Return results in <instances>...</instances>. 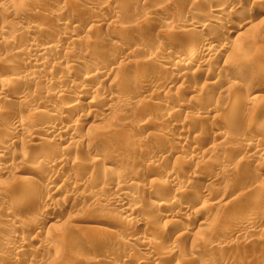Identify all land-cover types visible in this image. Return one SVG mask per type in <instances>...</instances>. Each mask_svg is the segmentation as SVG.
Instances as JSON below:
<instances>
[{
	"label": "rangeland",
	"instance_id": "rangeland-1",
	"mask_svg": "<svg viewBox=\"0 0 264 264\" xmlns=\"http://www.w3.org/2000/svg\"><path fill=\"white\" fill-rule=\"evenodd\" d=\"M167 1L168 0H33L31 3L33 2L35 3V5L33 4L34 8L31 7L32 8L31 10L26 9L27 11L24 10L22 12L17 11L16 15L18 14L17 16L22 17V20H21L22 22H29V23L31 22V24L34 26L36 25V27L39 25L38 26L39 31L36 34V39L38 41L37 43L40 42V44H42V42L45 40L44 42L53 43L55 45H58L56 49L57 51L55 52L54 56L58 58V60H61L63 58L62 60H65L70 63L65 65L67 67H64V65H60L61 68L60 66H55V65L46 67V70H47V71L45 70L46 74L50 79H52L50 84L43 83V81H36L29 85V82L22 81L21 83L19 82L17 86L13 87L14 89L16 88V90H14L13 88H10V91H11L10 92L9 89H7L5 91V94L6 96H12V94H15V92L17 93L21 89L23 90V91L21 90L22 93L27 94V92L29 91V88L27 87L28 89H25L26 87H24L23 85L28 84V86L30 87V91H29L30 93L28 92V95L31 93L33 94V95H29V96H32V99L29 98L30 103L39 101V104L43 103V106L46 104H52L54 107L63 108L65 106H70L68 104L71 101L70 96L56 100L55 98H51L50 96L49 97L44 96L45 92H49V93L53 92L55 89H57L58 85L59 87H62L65 89L68 87L70 88L71 91L75 92V90L78 89V87L81 84V81H82L81 78L89 70L102 66L100 65L102 62L103 64H107L109 67H112L113 69L111 72L110 82H112L111 84L113 85H110V86H115L116 89L115 88L113 89L115 90L114 95L118 96V100L117 102L115 101L116 106L114 105V103H112L113 104L111 106L112 110L110 112H107L108 117L104 116L103 119H101L102 116H100V114H102L103 113L102 110L105 109V106L103 107L105 103H103L104 99H101L102 96L97 95L98 99L100 100H96L95 102L96 103L95 108L93 109L95 113L90 112L89 110L86 109V107L82 105V107H79L77 111H75L76 112L75 116L68 117V116L62 115L61 116L62 118L60 117V122L68 126L70 123L73 124L74 122H76L75 120H78L80 118L78 120L79 123H78V130H77L78 132L77 135L80 134L79 135L80 137L78 136L79 137L78 141L88 142L89 140H91L89 141L88 144L92 145L91 147L93 148V150L98 151V150L103 149V147L109 148L110 146L116 149L117 151L121 149L119 152H117L118 154L114 152L113 153L109 152L108 154L107 153L104 154L102 157L95 158L97 161L93 159V163L95 167L97 168L98 166H100L101 164L105 162L106 163L111 162L114 166L116 165L115 167L118 170L120 169V171H123L122 169H124V172L137 175L136 177L132 175V178H134L135 183L133 181L134 187H129L128 189L129 192L136 194L137 189L140 190L141 188H147L149 186L148 190L150 191L151 201L152 203H155L161 200L159 198H161L163 195L168 194V193L176 195V189L180 187V189L183 190L184 188V191H182V194L184 193V195L181 194L179 198L181 201V204L178 208L176 206L177 209L174 208V211L176 209V210H179V212H182L180 210V207L183 206V208L185 209V211H183L185 221L180 220V222L178 221L179 223H177L176 218L175 220L174 218H168L167 221L165 222L166 225L163 223L164 227L158 228V226L155 225L156 220L154 219L156 218L150 217L149 219L145 221L146 223L143 224L144 226L142 225V227L140 226V228L136 226L134 227L130 226L131 228H133V229H131L130 227L128 228L130 232H127L128 230L121 231V227H120L122 225L121 214L115 211L112 206L107 205L105 203V202H108V200L112 198L111 197L112 193H110V191L107 192V190H105L103 187L107 185L108 181L106 183V180L101 178L103 179V182H104L103 183L100 177H98V173H94L95 172L94 170H96V168L95 169L93 168L94 170L92 172V170L88 167L91 164L89 161L91 157L89 155H86L85 153L74 152L73 151L74 143L64 142L65 144L61 143L60 145L57 142L51 141L52 139H49V138H47V141L45 140L46 142L44 141V143L42 144L38 143L37 147L34 148V146H32L31 148L30 143H28L29 139L28 138L26 139V136H29L31 133H33V132L30 133L29 131L30 126L34 127V126L40 125L45 122V119H44L45 116L43 114L45 113L44 109L39 110L40 114H37V113L35 114L34 112L31 113V111L28 110L24 106H18L16 104L14 105L12 101H3L0 103V112H1L0 113V117H1L0 118V132L3 130V128L5 127L7 123L11 122L12 117L13 118L23 117V119L26 118V121L28 119L27 125H24L25 127L22 129L23 133L20 136L21 140L23 141H21L20 144H17L13 149L9 151L10 153L9 155L13 156V157L11 156L10 157L11 158L15 157L14 158L15 160L17 156L16 153L18 152V150L23 153L24 148H25V152L27 151V153L24 152L25 158L22 157V161L15 160V162L20 161L21 163L22 162L23 163L20 164V162H18L16 163V165H14L10 163L11 159H9V161H5V164L7 165V167H10V168H6V170L9 169L8 170L9 172L8 171L4 172V170L2 172L0 171V193L3 194L0 199V228H1L0 245L2 241L5 239H11L12 241L14 242L17 241L18 243H21V241L23 242L22 248H20L21 250L18 249L19 251L17 250L15 251V252H18L20 256L19 254H17V257H14L16 256L15 252L13 253L11 252L12 254L10 256L8 255L9 256L8 260H10L11 259L10 257L12 256L11 260H13V257H14V261L10 260L9 262L8 260H5L6 262L8 261L7 263L3 261L6 264H12V263L13 264H27V262H29V259L30 261H36V260L41 261V262L44 261L43 264H46V263L47 264H138V263L139 264H150V263L152 264H202L201 261L204 263V259L206 258L211 261L209 262L211 264H264V221L259 222V223H257L256 221L257 214H258L257 217H259V219L261 216L260 214L264 216V213L262 212L264 211V207H263L264 203L259 202V205L258 203L255 204V206H253L254 209L252 208L251 210V208L248 205V201L246 203V199L242 198L245 196L243 194H246L245 192L247 191V188L250 185H253L258 180H260L259 179L260 176H264V165H263L264 158H262L263 161H261L262 159L260 160V158L253 159L252 161L251 160L247 161V159L243 160L245 156L240 154V152L234 151L231 148L234 145L233 143L237 144L240 142V139H241L240 137L247 136L243 131L244 126H241V125H245L246 122H239L240 121L238 120L239 113H242L243 115L245 111L247 112V110L250 109L249 113L251 112L250 113L251 115L252 110L255 108H258L259 112L257 115L252 117L254 121L252 123L251 130L253 132V130L255 129L256 137L254 138L259 137L258 139L261 140L260 142L261 145L262 144L264 145V136L263 135L260 136V134H258V133H262V130L264 129L263 127L264 125V104L260 105V103H258V100H259L258 99L256 101L257 103L255 102V104L254 103L249 104L250 106L246 105L242 108V106L239 104L235 106L233 110H226V108L224 107L225 102H228V99L229 101H231L234 98L233 96L234 94H236L237 88L238 89L240 88V85L238 87L237 80H235L237 88L233 84L224 85L223 83H218L217 81V77H219L218 70L221 68V67L219 68V66L222 65L223 60L217 63L212 62L211 67L203 68V71L199 74L198 73H196V75L195 73H193V75L191 74L189 76V80L188 78L183 80L184 83H182L183 82L182 80L175 81L172 77V74L166 68L159 67V66L157 68H154L152 67L153 66L152 64L148 63V61L146 60L147 54L149 52L151 53L153 51L152 49L158 46V44L159 45L162 44L163 47L165 46L164 48L167 54H165L164 57L166 59L169 57L170 54L179 53V52L181 53V50L182 48H184L185 42L188 38L187 35H189L188 41L190 39V41H193V43L194 42L196 43V41L198 42V38L195 39L194 38L195 36H193L192 34L181 36L178 30L179 27L181 26L179 22H176L174 24H170V22L172 23L173 21L177 19L179 15L181 14L184 15L187 12H189V10L190 11L192 10L193 13L196 14L197 16V20H198L197 22L200 21L199 24L203 23L204 19L202 18L203 16L202 9L201 7L199 8V6L202 4V3L200 4V1L202 0H199V3L196 2L195 5L190 0H180V1L176 0L174 6H176L175 13L177 14L173 13V11L170 9V7L172 6L168 5V3L170 4V1H168V3ZM203 1H208V0H203ZM238 1L239 0H231V2L233 3L238 2ZM53 5L54 6L57 5L56 7L59 6L58 8L60 11L54 13L53 10L55 9L53 8L54 7ZM35 10L37 12H35ZM153 11H154V14H151ZM238 11H236V17L232 19L231 23L224 24V26L226 27H224L223 30L220 31V36L222 38L226 37L227 30L234 31L237 34L239 33L241 34L242 32L244 34L246 33L247 34L246 38H248L251 34L252 35L255 34V36L257 35V39H259L257 43L258 46H262L264 48V14L259 16L253 11H251V9H244V8H241V10L239 12ZM7 14L9 13L0 12V28L7 27L10 29L13 28V30L15 28L17 29V27L19 26L16 24L18 23L20 25V23L17 20H13V19L11 20V18ZM113 16H115V19L118 21V24H117L118 27H113V26H110L109 24L110 18ZM146 17H153V18L147 20ZM57 24H63V26H61L62 29L59 26L57 27L56 26ZM74 26L77 28H75ZM78 26L80 28H78ZM120 26H123L125 28L120 27ZM196 26H198V24H195L194 27ZM169 27L171 29H169ZM71 30L75 31V32L72 31L73 34L71 33L73 37L71 36L69 39L63 37V39H61L62 36L59 33H62L65 31L71 32ZM111 35H113L115 38L113 40L114 42L109 41V37ZM22 39H20L19 41H16L15 39L14 44L12 43L13 41H11L10 42L11 44L3 43L4 45L2 44L0 46V67H1L0 71L2 69L6 70V66H7L6 71L9 70V73L4 70L1 71L4 77V78L2 77L3 78L2 80H4V82H6L5 81L6 79L8 81V79L16 77L18 75V72H20L19 70H22L21 65L18 66V64L15 62L9 63L6 61L7 56H9L12 49L16 47L15 45L22 46V44H24L23 47L29 46L30 43H28L27 39L25 37H23ZM238 42L239 41L237 40L235 43L238 46L234 45L233 41L228 43L227 46L229 47V51L230 52L232 51L231 53H234V51L238 50L237 48L241 46L243 43L245 44H243L242 46H244L245 48H249L248 45L251 47V44H248V41L246 43L241 40L240 42L242 44L239 42L241 45H239ZM232 47H234V49ZM240 49L241 47H239V51L242 52V50ZM219 50H221V48H219ZM88 51L90 52V54L96 53L94 54L95 57H97L98 55L97 57L99 58L98 60L99 61L101 60V63L98 64L100 66L92 65L90 67H83L75 63L78 61L79 58H83L86 54H88ZM237 52L238 51L234 53V56L240 57L241 52L239 53V55H236L238 54ZM195 56H197V54ZM123 57H127L128 60L125 61L126 58H123ZM235 57L232 56L228 60H232V58L234 59ZM113 58L115 60H113ZM197 59H200V56H197ZM119 60L120 62L121 61H124V63L126 62L125 63L126 65L124 66L125 68L119 64L120 63ZM69 64L73 66V68ZM146 65L148 66L146 67ZM124 69L126 70V72H124L125 71ZM68 72H69V75L67 74ZM123 72L124 74L127 73V75H131V77L132 76L135 77L139 74L138 77H136L135 79L133 78V80H137V81L134 82L132 80L133 83L132 81L131 83L130 81L129 82L123 81L122 80ZM140 72L142 76L139 78V76L141 75ZM226 72H227V75H230L228 70H225V73ZM155 73L158 77L155 75V78H150L151 81L149 78L147 80V76H154ZM62 74L64 75V78ZM65 75H67L68 78L65 77ZM206 75H207V78L205 77ZM143 76L145 79L142 78ZM17 78L18 76L16 77V79ZM138 79L140 81H138ZM154 83H156L157 86H160L163 93H166L167 99H163L162 98L163 95L161 96L160 94L159 95L156 94L152 98L142 97L144 89L146 90L147 87L156 85ZM214 83L215 85L212 86V84ZM96 84L97 82L91 85H96ZM208 84H210L212 88L209 87ZM185 85L186 87H184ZM191 89L193 91H191ZM223 89L224 91L222 92ZM24 90H26L27 92ZM210 90H212L213 92ZM139 92L141 93L139 94ZM206 92H208V94ZM257 94L258 96L263 97L260 99H262L261 102H264L263 101L264 93L257 91ZM199 95L201 96V98ZM90 97L92 98V95H89V98L86 99L85 101L91 100ZM189 99H191L192 101ZM178 105L179 107L177 108L176 106ZM113 106L115 107L113 108ZM206 107L208 109H211V108L212 109L202 114L201 116H199L200 118L199 121L194 119L195 116L191 117L195 115V113H200L201 112L200 110ZM133 108H135L136 110ZM173 108L178 111L173 112ZM244 109H247V110L244 111ZM96 114H99V116ZM237 115L238 117H236ZM7 118L10 121H8ZM161 119L163 120L164 124L158 123L160 122ZM166 119L167 120L169 119V120L167 121ZM202 123L204 124V126L205 125L207 126V127L205 126L206 131L204 130V127L200 125ZM140 124H141V127L139 126ZM158 124L160 126L164 125L163 128L162 126L161 127L157 126ZM155 125L159 127L158 129H163L171 133L170 135L174 134L175 132L177 133L178 132L177 130H179L181 126H184V128H186L185 130H183L184 136L186 137L185 145H183L182 148L181 146L174 147L173 145H172L173 147L172 146L170 147L171 144L167 140L161 141V139H159L158 141L156 139L155 140L152 139L151 134L155 132L154 131L155 129L157 130V127ZM138 126L140 128H137ZM33 129L35 130V127ZM256 129L259 130L260 132L257 133ZM26 131H28L29 134H27ZM220 132L230 133V134L228 133V135H229V140L232 143L229 140H228L229 141L228 143H230L229 145L231 147L229 146L230 148L228 147V149L225 148L226 150L220 149L219 151H217V153H213L212 155H209L208 158L210 159H207V158L203 159L202 157L205 155L204 152L208 148H211L220 142L215 135L216 133H220ZM236 140H238L239 142ZM142 141H144L147 144V146L149 147V150L146 149L147 146L146 147L141 146V144H143ZM137 143L139 144V146ZM168 143L170 145H167ZM166 146L167 147L169 146V147L166 148ZM134 147L136 148L137 151L138 150L140 151V152L138 151L139 154L136 150H134L135 149ZM138 147L140 148L137 149ZM192 147H197L196 149L199 152L196 156L197 158L196 157H195L196 159L194 158L195 160L194 159L191 160L192 158L190 159L189 158L190 156H188L189 155L188 153L191 152ZM131 148L132 150L129 151V149ZM141 148L143 150H141ZM174 148H177V149H174ZM151 149H153L154 151L158 153V157L148 158L150 155L149 151ZM132 151H133V154H132ZM43 152L48 153L50 155L48 154L44 155ZM12 154H15V155H12ZM42 154L48 158H55V159L59 157L61 158L62 156L61 159L65 161H63L62 164H55L52 168L50 167L49 169L45 167L42 168V166H44L42 165V162L43 164L45 163V161L42 160L43 158ZM167 154L170 157L167 156ZM232 155L234 156L232 157ZM39 156H41L42 158ZM200 156L202 159L201 158L198 159V157ZM212 157H213V160H212ZM230 157H232V159ZM40 162L42 166L39 165ZM210 162H212L213 164H211ZM85 164L87 167L85 166ZM37 165H39L38 166L39 168L37 167ZM34 167H36L37 169ZM87 168H89L91 171H89V169ZM229 169L232 171L229 172L228 171ZM91 172L93 173V175ZM90 175H92L91 176L92 178H90ZM170 175L177 176V178L179 179L178 185L176 184L177 186H174L175 185L174 184L170 186L169 184L171 183L168 182L169 184L166 183L165 185L160 186L159 182L163 181L164 179L166 180L167 177ZM24 177H28L30 180L32 179L28 185H26L28 182L25 183L26 186H23V184L21 185V183L23 182L22 179ZM95 177H98V178H95ZM47 178L55 182L53 187L54 188L58 187L59 190L58 192L53 194L52 193L54 192V189H53L52 191L50 190L51 192L47 191V193H45L44 196L41 195V197H38L39 185L44 183ZM94 178L96 179L95 181H94ZM152 182H153V185H152ZM33 183L35 185H33ZM193 183L194 185H197L196 188L199 189L197 190V192H195L196 191L195 190L194 193L189 191L187 188ZM10 186H13V189ZM14 186H15V189H14ZM16 189H17V192L19 191L18 196L21 195L20 194L21 192L23 193L20 197H18L15 194ZM22 189H25L28 192L25 190L22 191ZM12 190H14V193ZM30 190H32V193H31L32 195L29 194ZM108 190H110V188H108ZM171 190H173V192ZM198 191L210 193L211 199L213 200L211 201L208 200L205 203V205H202L203 203H200V201H197L199 199ZM15 195L17 196L16 198L19 200H16ZM133 197L135 196L133 195ZM14 198L16 201H19L20 203H18L19 205L16 204L17 206L14 205L12 207V200ZM91 198L92 200H90ZM93 198H96L94 203H92ZM2 199H4V201ZM48 199L49 201L47 203L46 200ZM52 200H54L55 202L57 201L56 203L58 205L56 204L57 205L56 207ZM215 201H221L223 204V207L222 205L221 207L213 205L214 207H217V208H211L212 207L211 204ZM144 202L146 201H144L142 198H135V201L130 202L132 205H130V203L129 205L133 209L134 207L137 208V206H138V209H140V208H144V206L148 204V203L145 204ZM209 203H210V206H208ZM261 204H263V206ZM47 206L49 207L50 210L46 212L45 216L51 218V220L52 219L56 220V218L62 212L63 216L64 217L66 216L64 219L69 220V221H66V220L64 221V219H61L59 222L52 223V224H55L54 225L55 228H52L51 226L47 230L43 229V231H40L39 234H37L36 231H33L31 226H27V224H25L26 227L24 225L17 226V224H15L14 221L12 220V217L14 218L23 217L24 215H28L29 212H31V215H33V213H35L36 215L41 209H44ZM260 206H262L263 208ZM6 210H8V214H5ZM189 210H190V213H189ZM25 212L27 213L25 214ZM247 212H252L253 215L255 216L254 218H256L254 219V221L251 222L250 225L253 227H257L259 225L258 227L261 229L257 228L259 229L258 230L259 233L253 234V236L255 237L251 236V238H247V240L245 239L244 241V239L241 240V238H239L240 239L239 240L238 237L234 236L232 231L235 227L234 225H236V222H234L236 221L235 219H238L239 217H241L243 214H246ZM14 213H16L17 216ZM187 213L188 215H186ZM217 213L221 214L219 219L222 220L223 222L222 221L219 222L217 215H215ZM39 217H40L39 218L40 220L44 218L42 216H39ZM62 220L64 221V224H62L63 223ZM173 220L175 221L174 223L172 222ZM57 223L58 224L60 223V224L58 225ZM56 224H57V228H56ZM65 224L66 226L69 224L68 228L65 226ZM189 224L190 226H192V228L190 227V230H192V232H190L188 237H187L188 234L185 237L184 236L185 234L182 232H185L183 229L186 225H189ZM60 225H62L63 227L59 228L58 226ZM29 228H31L32 230ZM200 228L202 229L199 230ZM113 231H115V235ZM124 232H127L128 234L131 233L130 235L134 234L132 236L136 235V237H137V234L138 236H141V237L142 236L147 237V238L152 237L155 240L154 241L155 247L153 248L152 251L148 253L142 250L136 244H133L131 241L126 240V238L124 237L125 235ZM12 234H15V235H12ZM178 235H181V236L179 237ZM4 236L6 237L8 236V237L6 238ZM42 239L43 241L44 239L47 240L45 241V245L48 243L47 246H49L50 249L53 251L52 253L55 259L50 258L52 256H50L49 258L48 257L43 258V255H41L40 253L41 251L40 249H38L39 246H37V240L42 241ZM65 239L68 241H66ZM193 243H195V245H198L200 249L201 256L199 258H197V256H194L193 254L192 256H190L191 254H189L188 252L189 246L192 245ZM207 245L209 246L211 245L210 249H209V246L207 247ZM216 246L219 248L220 246H222L223 248L221 250L219 249L220 250L219 251L218 249H216ZM170 248L176 250L177 253H179L178 254L179 257L178 255L175 257L174 255H168L166 251L167 249L169 250ZM162 252H164V255L162 254ZM98 254L100 258H97L96 260H94L93 257L98 256ZM144 255L149 256V258H151L150 260L152 261L154 260L155 263L150 262L149 260L147 261L142 260V262H138L140 257L142 258V256ZM162 255L163 257L165 256H168V257L163 258ZM190 257L192 258L194 257V258L192 259ZM45 258H47L48 260ZM0 263L3 264L2 262Z\"/></svg>",
	"mask_w": 264,
	"mask_h": 264
},
{
	"label": "bare ground",
	"instance_id": "bare-ground-1",
	"mask_svg": "<svg viewBox=\"0 0 264 264\" xmlns=\"http://www.w3.org/2000/svg\"><path fill=\"white\" fill-rule=\"evenodd\" d=\"M33 1V0H32ZM32 1H30V0H0V12H5V13H9V14H7L10 18H11V20L13 19V20H17L19 23H20V25L17 23L16 25H18L19 27H17V29L15 30H13V28L12 29H10V28H7V27H1L0 28V46L3 44V43H9V44H11L10 42L11 41H13L12 43L14 44V40L16 39V41H19L20 39H22L23 37H25L26 39H27V41H28V43H30L29 44V46H24L23 47V45L24 44H22V46H20V45H15L16 47H14L13 49H12V51H11V53L9 54V52H8V54H9V56H7V58H6V61L7 62H9V63H13V62H15V63H17L18 64V66L19 65H21L22 66V70H19L20 72H18V78L16 79V77H14V78H11V79H8V81H7V79L5 80L6 82H4V80H2L4 77H3V74H2V70H4V71H6L7 70V66H6V70L5 69H2L1 71H0V103L1 102H3V101H12V103L15 105H18V106H24V107H26L28 110H30L31 111V113L32 112H34L35 114L37 113V114H40V109H44V112L45 113H43L44 114V116H45V122L44 123H42V124H40V125H37V126H34L35 127V130L33 129L34 127L33 126H30V128H29V131H30V133L31 132H33V133H31L29 136H26V139L28 138L29 140H28V143H30V147L32 148V146H34V148L35 147H37L38 145V143H40V144H42V143H44V141L46 140L47 141V138H49V139H52L51 141H54V142H57V143H59L60 145H61V143H63V144H65L64 142H70V143H74V152H81V153H85L86 155H89L90 157V159H89V161H90V166H88L91 170H92V172H93V170L96 168L95 167V165H94V163H93V159H95V158H98V157H102L104 154H108L109 152L110 153H117V152H119V151H117L116 149H114V148H112L111 146V148L109 147V148H104L103 147V149H101V150H98V151H96V150H93V148L91 147L92 145L91 144H88L89 143V141H91V140H89L88 142H79L78 141V139H79V135H77V130H78V120L80 119H78V120H75L76 122H72L73 124H69L68 126L66 125V124H64V123H62V122H60V117L63 115V116H70V117H73V116H75V114H76V112L75 111H77V109L79 108V107H82V105L84 106V107H86V109L87 110H89L90 112H93V113H95V111L93 110L94 108H95V102H96V100H100V99H98V96L97 95H99V96H102V98L101 99H104V102L103 103H105L104 105H103V107L105 106V109L104 110H102L103 111V113L102 114H100V116H102V118L101 119H103V117L105 116H107L108 115V113L107 112H110L111 110H112V103H114V105H115V101L117 102V100H118V96H116V95H114L115 94V90H113L114 88H115V86H110V85H113V84H111L112 82H110V78H111V72H112V67H109L107 64H103V62L101 63V60L99 61L98 59L99 58H97L98 57V55H97V57H95V55L94 54H96V53H94V54H90V52L88 51V54H86L83 58H79L78 59V61L77 62H75L77 65H80V66H83V67H90V66H92V65H98V64H100V65H102V66H100V65H98V66H100V67H97V68H93V69H91V70H89L81 79H82V81H81V84H80V86L78 87V89H76L75 90V92L74 91H71L70 90V88H62V87H59V85L57 86V89H55L53 92H45V95L44 96H46V97H51V98H55L56 100L57 99H61V98H65V97H69L70 96V102L68 103L70 106H65V107H63V108H57V107H54L52 104H46V105H44L43 106V103H40L39 104V101H37V102H32V103H30L29 102V98H31L32 99V96H29V95H33L32 93L31 94H29L28 95V92L30 91V87L28 86V84H24L23 86L24 87H26L25 89H28L29 88V91L27 92L26 90H24V91H26L27 92V94L26 93H22L21 92V90H17L18 92L16 93L15 92V94H12V96H6V94H5V91L7 90V89H9V91H10V88H13V87H15V86H17L18 84H19V82L21 83L22 81H24V82H29V85L31 84V83H34V82H36V81H43V83H46V84H50V82H51V80L52 79H50L48 76H47V74H46V67H48V66H60V65H64V67H67V66H65L66 64H68V63H70V62H67V61H65V60H58V58H56L55 56H54V54H55V52L57 51L56 49H57V46L58 45H55V44H53V43H48V42H42V44H40V42L39 43H37L38 41H37V39H36V34L38 33V31H39V29H38V26L36 27V25L34 26V25H32L31 24V22L29 23V22H22L21 20H22V17H19V16H17L16 15V13H17V11H27L26 9H32V8H34L33 6L35 5V3L33 2V3H31ZM168 1H170V4L168 3ZM167 1V3H168V5L169 6H172V7H170V9L173 11V13H175L176 12V6H174L175 5V1L176 0H168ZM173 1V2H172ZM180 1V0H179ZM190 1H192V3L195 5V3L197 2V3H199V0H190ZM167 3H166V5H167ZM202 3V4H201ZM34 4V5H33ZM200 6H199V8L201 7V9H202V18L204 19V21H203V23H201V24H199V22H197L198 20H197V16H196V14H194L193 13V11L191 10H189V12H187L186 14H184V15H179L178 17H177V19L175 20V21H173L172 23L170 22V24H174V23H176V22H179L180 24H181V26L179 27V33L181 34V36L183 35V36H186L187 34H192L193 36H195L194 38L196 39V38H198V42L196 41V43L194 42L193 43V41H190V39H189V41H188V38H189V35H187V40H186V42H185V45H184V48H182V50H181V53L179 52V53H174V54H170L169 55V57L168 58H166L165 59V57H164V55L165 54H167L166 53V50H165V46L163 47V45L162 44H158V46H156L154 49H152L153 51L150 53H148L147 54V61H148V63H150V64H152L153 66L152 67H154V68H157L158 66L159 67H164V68H166L171 74H172V77H173V79L175 80V81H177V80H184V79H187L188 78V80H189V76L192 74L193 75V73H195V75H196V73H201L202 71H203V68H205V67H211V63L213 62H215V63H217V62H221V60H223L222 62V65L221 66H219V72H218V74H219V77H217V81H218V83H223L224 85H226V84H233L234 86H236V82H235V80H237V82H238V87H239V85H240V88L238 89L237 88V86H236V88H237V90H236V94H234V98L231 100V101H229V99H228V102H225V105H224V107L226 108V110H233V108L235 107V106H237V105H241L242 106V108L244 107V106H246V105H249V104H255V102L258 100V103H260V105L262 104H264V102H261V100L262 99H260V98H263L262 96H258V94H257V91H260V92H262V93H264V48L262 47V46H258V41H259V39H257V35L255 36V34H251L248 38H246V36H247V34L245 35L243 32L240 34H237L236 32H234V31H231V30H227V32H226V37H221L220 36V31L221 30H223V28L224 27H226V26H224V24L225 23H231L232 22V19L234 18V17H236V11H238L239 9L241 10V8H244V9H251V11H253L254 13H256L257 15H259V16H261V15H263L264 14V0H239L238 2H231V0H208V1H200ZM37 6V5H36ZM54 6V5H53ZM57 6V5H56ZM56 6H54L53 8L55 9V10H53L54 11V13H56V12H59L60 10H59V6L58 7H56ZM165 6V5H164ZM32 7V8H31ZM168 7V6H167ZM170 9H169V11H170ZM2 10V11H1ZM164 10H166V9H164ZM178 10V9H177ZM239 10V11H240ZM238 11V12H239ZM246 11V10H245ZM35 12H37L36 10H35ZM62 12V11H61ZM24 13V12H23ZM33 14H34V12H33ZM151 14H154V11L151 13ZM175 14H177V13H175ZM8 17V18H9ZM2 18V17H1ZM151 18H153V17H146V19L148 20V19H151ZM146 19H144V20H146ZM105 20V19H104ZM6 21V20H5ZM9 22V21H8ZM72 22V21H71ZM96 22V21H95ZM147 22V21H146ZM2 23V22H1ZM54 23V22H53ZM97 23H98V21H97ZM64 24V23H63ZM63 24H57L56 26L58 27H60L61 28V26H63ZM109 24H110V26H113V27H118L117 26V24H118V21L115 19V16H113V17H111L110 18V21H109ZM168 24V23H167ZM166 24V25H167ZM169 24V25H170ZM195 24H198V26H196V27H194L195 26ZM13 25V24H12ZM171 26V25H170ZM54 27V26H53ZM75 27V26H74ZM92 27V26H91ZM94 27V26H93ZM112 27V28H113ZM120 27H123V26H120ZM167 27V26H166ZM59 28V29H60ZM64 28V27H63ZM75 28H77V27H75ZM78 28H80L79 26H78ZM123 28H125V27H123ZM127 28V27H126ZM233 28V27H232ZM62 29V28H61ZM120 29V28H119ZM129 29V28H128ZM127 29V30H128ZM169 29H171L170 27H169ZM114 30V29H113ZM121 30H122V28H121ZM47 31V30H46ZM45 31V32H46ZM61 31V30H60ZM72 31L73 30H71V32H62V33H59L61 36H62V38L61 39H63V37H65V38H70L71 36H72ZM126 31V30H125ZM73 32H75V31H73ZM72 33V34H71ZM117 33V32H116ZM43 34V33H42ZM57 34V33H56ZM114 34V33H113ZM134 36V35H133ZM132 36V37H133ZM245 36V37H244ZM73 37V36H72ZM190 37H192V36H190ZM53 38V37H52ZM134 38V37H133ZM60 39V38H59ZM115 38H114V36L113 35H111L110 37H109V41L110 42H114L113 40H114ZM132 39V38H131ZM23 40V39H22ZM21 40V41H22ZM137 40V39H136ZM193 40V39H192ZM243 41V42H246L247 43V41H248V44H251V47L248 45V47L249 48H245L244 46H242L243 44H245V43H239L238 42V44L239 45H241V46H239V47H241V49L240 50H242V52L241 51H239V47L237 48L238 50H236V51H238L237 53L238 54H236V55H239V53L241 52V55H240V57H238V56H234V53L236 52V51H234V53H231L230 51H229V47L227 46L228 45V43L229 42H231V41H233V43H234V41ZM62 41V40H61ZM140 41V40H139ZM188 41V42H187ZM236 41H235V43H236ZM135 42V41H134ZM250 42V43H249ZM77 43V42H76ZM234 43V45H236ZM15 44H16V42H15ZM78 44V43H77ZM4 45V44H3ZM246 45V46H247ZM8 46H10V45H8ZM14 46V45H13ZM236 46H238V45H236ZM84 47V46H83ZM132 47H133V45H132ZM244 47V48H243ZM219 48H221V50H219ZM233 49H234V47H232ZM10 49V48H9ZM139 49V48H138ZM167 49V48H166ZM235 49H236V47H235ZM7 50V49H6ZM134 51V50H133ZM145 52V51H144ZM61 53V52H60ZM141 53V52H140ZM2 54V53H1ZM66 54V53H65ZM72 54V53H71ZM74 54V53H73ZM142 54V53H141ZM197 54V56H200V59H197V56H195V55ZM108 55V54H107ZM233 57H235L234 59L232 58V60H228V59H230L232 56ZM231 56V57H230ZM146 57V56H145ZM114 58H115V56H114ZM113 58V60H115ZM117 58V57H116ZM123 58H126L125 59V61H127L128 59H127V57H123ZM199 58V57H198ZM118 59V58H117ZM116 59V60H117ZM122 60V59H121ZM124 60V59H123ZM105 61V60H104ZM146 61V62H147ZM119 62H120V60H119ZM116 63V62H115ZM126 63V62H125ZM124 63V61H121L119 64L121 65V66H125L126 64ZM128 63V62H127ZM218 64H220V63H218ZM10 65V64H9ZM8 65V66H9ZM16 65V64H15ZM70 65V64H69ZM110 65V64H109ZM141 65V64H140ZM145 65V64H144ZM228 65V66H227ZM71 66V65H70ZM69 66V67H70ZM111 66V65H110ZM148 65H146V67H147ZM151 66V65H150ZM72 68H73V66H71ZM77 67H79V66H77ZM114 67V66H113ZM120 67V66H119ZM1 68V67H0ZM60 68H61V66H60ZM71 68V69H72ZM122 68V67H121ZM125 68V67H124ZM116 69V68H115ZM123 69V68H122ZM145 69V68H144ZM152 69V68H151ZM161 69V68H160ZM218 69V68H217ZM46 70V71H45ZM117 70V69H116ZM125 70V69H124ZM124 70H122V71H124ZM146 70V69H145ZM150 70V69H149ZM225 70H228L229 71V73H230V75H227V72L225 73ZM138 71H140V70H138ZM246 71V72H245ZM6 72H8L9 73V70L8 71H6ZM11 72V71H10ZM71 72V71H70ZM124 72H126V70L124 71ZM124 72H123V76H122V80L123 81H130V83H131V81L133 80V78L135 79L136 77H138V75L137 76H135V77H131V75H127V73H125L124 74ZM142 72V71H141ZM141 72H140V74H141ZM158 72V71H157ZM166 72V71H165ZM66 73V72H65ZM64 73V74H65ZM133 73V72H132ZM12 74V73H11ZM68 75H69V72L67 73ZM146 74V73H145ZM144 74V75H145ZM152 74V73H151ZM165 74V73H164ZM49 75V74H48ZM63 75V74H62ZM62 75H61V77H62ZM122 75V74H121ZM125 75V76H124ZM155 75H156V73L154 74V76H147V80H148V78L150 79V78H155ZM166 75V74H165ZM50 76V75H49ZM142 76V74L139 76V78ZM157 76V75H156ZM3 77V78H2ZM60 77V76H59ZM65 77H67V75H65ZM146 77V76H145ZM158 77V76H157ZM160 77V76H159ZM163 77V76H162ZM170 77V76H169ZM171 77V78H172ZM193 77V76H192ZM192 77H190V78H192ZM206 78H207V75L205 76ZM63 78H64V75H63ZM68 78V77H67ZM142 78H144V76L142 77ZM141 78V79H142ZM204 78V77H203ZM145 79V78H144ZM205 79V78H204ZM60 80H61V78H60ZM187 80V81H188ZM55 81V80H54ZM134 82L135 81H137V80H133ZM133 81H132V83H133ZM138 81H140L139 79H138ZM150 81H151V79H150ZM149 81V82H150ZM153 81V80H152ZM181 81V82H182ZM186 81V82H187ZM194 81V80H193ZM58 82V81H57ZM56 82V83H57ZM61 82V81H60ZM95 82H97V84L96 85H91V84H95ZM154 82V81H153ZM185 82V83H186ZM115 83V82H114ZM182 83H184V81L182 82ZM192 83V82H191ZM148 84V83H147ZM151 84H152V82H151ZM150 84V85H151ZM154 84H156V83H154ZM189 84V83H188ZM115 85V84H114ZM135 85V84H134ZM146 85V84H145ZM159 85V84H158ZM209 85V87H211L212 88V86L213 85H215V83L214 84H212V86L210 85V84H208ZM218 85V84H217ZM216 85V86H217ZM188 86H190V85H188ZM187 86V87H188ZM28 87V88H27ZM124 87V86H123ZM184 87H186V85L184 86ZM215 87V86H214ZM228 87V86H227ZM230 87H232V86H230ZM208 88V87H207ZM226 88V87H225ZM14 89V88H13ZM19 89V88H18ZM116 89V88H115ZM142 89V88H141ZM193 89V88H192ZM191 89V91H193ZM232 89V88H231ZM233 89H234V87H233ZM14 90H16V88L14 89ZM217 90V89H216ZM23 91V90H22ZM114 91V92H113ZM119 91V90H118ZM135 91V90H134ZM140 91V90H139ZM210 91H212V90H210ZM224 91V89L222 90V92ZM11 92V91H10ZM121 92V91H120ZM138 92V91H137ZM142 92V91H141ZM141 92H139V94L141 93ZM203 92V91H202ZM213 92V91H212ZM13 93V92H12ZM30 93V92H29ZM207 94H208V92H206ZM234 93H235V91H234ZM7 94H8V92H7ZM156 94H160L161 96H162V98L163 99H167V95H166V93H163V91L161 90V88H160V86H157V84L156 85H152V86H150V87H147V89L145 90L144 89V91H143V94H142V97H145V98H152L154 95H156ZM168 94V93H167ZM202 94V93H201ZM257 94V95H256ZM89 95H92V98H91V100H88V101H85L86 99H88L89 98ZM88 96V97H87ZM139 96H141V95H139ZM171 96V95H170ZM200 96V95H199ZM204 96H206V95H204ZM37 97V96H36ZM127 97V96H126ZM175 97V96H174ZM100 98V97H99ZM193 98V97H192ZM197 98V97H196ZM200 98H201V96H200ZM218 98H220V97H218ZM121 99V98H120ZM124 99V98H123ZM162 99V100H163ZM206 99V98H205ZM125 100V99H124ZM161 100V101H162ZM189 100H191V99H189ZM195 100V99H194ZM202 100V99H201ZM208 100V99H207ZM217 100V99H216ZM129 101V100H128ZM192 101V100H191ZM191 101H189V102H191ZM197 101V100H196ZM264 101V100H263ZM98 102V101H97ZM127 102V101H126ZM125 102V103H126ZM135 102V101H134ZM53 103V102H52ZM194 103V102H193ZM257 103V102H256ZM2 104H4V103H2ZM41 104H42V106H41ZM155 104V103H154ZM206 104V103H205ZM126 105V104H125ZM131 105V104H130ZM129 105V106H130ZM158 105V104H157ZM223 105V104H222ZM116 106V105H115ZM115 106H113V108L115 107ZM135 106V105H134ZM159 106H160V104H159ZM159 106H157V107H159ZM200 106V105H199ZM214 106H216V105H214ZM250 106V105H249ZM177 108L179 107V105L178 106H176ZM203 107V106H202ZM208 107V106H207ZM206 107V108H207ZM2 108V107H1ZM206 108H202L200 111V113H195V115H193V116H191V117H194V119L195 120H197V121H199L200 120V118H199V116H201L202 114H204V113H206L207 111H210L211 109H206ZM222 108V107H221ZM225 108H223V109H225ZM241 108V109H242ZM133 109H135V108H133ZM239 109H240V107H239ZM46 110V111H45ZM136 110V109H135ZM238 110V109H237ZM245 110H247V109H244V111ZM117 111V110H116ZM174 111H178V110H176V109H174L173 108V112ZM239 111V110H238ZM243 111V110H242ZM249 111H250V109L249 110H247V112L245 111L244 112V114L242 115V113H239V118H238V120H240L239 122H246L245 123V125H241V126H244L243 128V131H244V133L247 135V136H243L244 135V133H243V135H241V136H243V137H240L239 139H240V142L238 141V140H236V141H238L239 143H237V144H235V143H233L234 145L231 147L229 144L230 143H228L230 140H229V135H228V133L229 132H220V133H216L215 135H216V137H217V139L220 141L217 145H215V146H213V147H211V148H208L204 153H205V155L202 157L203 159L204 158H207V159H210V158H208V156L209 155H212L213 153H217V151H219L220 149H228V147L230 146L234 151H236V152H240V154H242L243 156H245V158L243 159V160H245V159H247V161H249V160H253V159H259L260 158V160L262 159V158H264V145L262 144L261 145V140L260 139H258V138H254V137H256L255 136V133H256V131H255V129L253 130V132H252V123H253V119H252V117H254L255 115H257L258 114V108H255V109H253L252 110V114L250 115V113H249ZM3 112V111H2ZM43 112V111H42ZM146 112V111H145ZM150 112V111H149ZM1 113V112H0ZM98 113V112H97ZM116 113V112H115ZM118 113V112H117ZM152 113V112H151ZM159 113V112H158ZM234 113V112H233ZM3 114V113H2ZM91 114V113H90ZM99 114H96V115H98L99 116ZM241 114V115H240ZM145 115V114H144ZM169 115V114H168ZM172 115V114H171ZM155 116V115H154ZM82 117V116H81ZM108 117V116H107ZM150 117V116H149ZM236 117H238V115L236 116ZM261 117V116H260ZM1 118V117H0ZM62 118V117H61ZM99 118V117H98ZM163 118V117H162ZM69 119V118H68ZM236 119V118H235ZM262 119V118H261ZM5 120H6V118H5ZM7 120H8V118H7ZM64 120V119H63ZM98 120H100V119H98ZM167 120V119H166ZM169 120V119H168ZM167 120V121H168ZM175 120V119H174ZM8 121H10V120H8ZM27 121H28V119H27ZM27 121H26V118L25 119H23V117H18V118H13L12 117V119H11V122H9V123H7L6 125H5V127L3 128V130L0 132V171L2 172L3 170H4V172H6V171H8V170H6V168H10V167H7V165L5 164V161H9V159H11L10 161V163H12V164H14V165H16V163H18V162H20V161H22V157H24V154L25 153H27V151L25 152V148H24V152L22 153L21 151H19L18 150V152L16 153L17 154V156H16V159L15 160H20V161H16L15 162V160H14V158H11V157H13V156H11V155H9L10 153H9V151L11 150V149H13L17 144H20V142L21 141H23V140H21V135H22V133H23V128L25 127L24 125H27ZM69 121V120H68ZM73 121V120H72ZM173 121V120H172ZM171 121V122H172ZM256 121V120H255ZM166 122V121H165ZM178 122V121H177ZM238 122V123H239ZM257 122V121H256ZM29 123V122H28ZM150 123V122H149ZM159 124H164V122H163V120L161 119L160 120V122H158ZM179 123V122H178ZM177 123V124H178ZM235 123V122H234ZM259 123V122H258ZM258 123H256V124H258ZM144 124H146V123H144ZM143 124V125H144ZM157 125V126H159V127H161L160 125ZM182 124V123H181ZM255 124V125H256ZM138 125V124H137ZM152 125V124H151ZM201 126H203L204 127V130H205V128L207 127L206 125V127L204 126V124L202 123V124H200ZM136 126V125H135ZM140 127H141V124L139 125ZM137 127V128H140V127ZM156 126V125H155ZM154 126V127H155ZM156 126V127H157ZM164 126V125H163ZM163 126H162V128H163ZM177 126V125H176ZM201 126H200V128H201ZM29 127V126H28ZM159 127H157V130L155 129L154 131V133L153 134H151V137H152V139H156V140H158L159 141V139H161V141L162 140H167V141H169V143L171 144H167V145H170V147L173 145L174 147H178V146H181V148L183 147V145H185V141H186V137L184 136V132H183V130H185L186 128H184V126H181L180 128H179V130H177L178 132L175 134L174 132V134H172V135H170L171 133H169V132H167L166 130H163V129H158ZM179 127V126H178ZM203 127H202V129H203ZM236 127V126H235ZM263 127H264V125H263ZM136 128V129H137ZM31 129H33V130H31ZM80 129V128H79ZM131 129H132V127H131ZM260 129V128H259ZM262 129V128H261ZM28 130V129H27ZM168 130V129H167ZM200 130V129H199ZM257 130V129H256ZM206 131V130H205ZM207 131H209V130H207ZM230 131V130H229ZM233 131V130H232ZM236 131V130H235ZM242 131V132H243ZM20 132V133H19ZM25 132V131H24ZM27 132V134H29L28 133V131H26ZM35 132V133H34ZM142 132V131H141ZM167 132V133H166ZM198 132H200V131H198ZM218 132V131H217ZM258 132H260L259 130H257V133ZM205 133V132H204ZM249 133V134H248ZM180 134V135H179ZM198 134V133H197ZM230 134V133H229ZM258 134H260V136H264V129L262 130V133H258ZM25 135V134H24ZM83 135V134H82ZM139 135V134H138ZM79 136V137H78ZM169 137V138H171V139H169V138H167V137ZM83 137V136H82ZM233 137V136H232ZM142 138V137H141ZM195 138H196V136H195ZM207 138V137H206ZM237 138V137H236ZM23 139V138H22ZM88 139V138H87ZM136 139V138H135ZM134 139V140H135ZM233 139V138H232ZM84 140V139H83ZM189 140V139H188ZM229 140V141H228ZM45 141V142H46ZM149 141V140H148ZM164 141V142H165ZM213 141V140H212ZM235 141V142H236ZM25 142V141H24ZM231 142V141H230ZM91 143V142H90ZM142 143L143 144H141V146H147V144L144 142V141H142ZM166 143V142H165ZM165 143H164V145H165ZM196 143V142H195ZM214 143V142H213ZM232 143V142H231ZM31 144H33V145H31ZM34 144H36V145H34ZM138 144V143H137ZM192 144V143H191ZM207 144V143H206ZM40 146V145H39ZM138 146H139V144H138ZM172 146V147H173ZM191 146V145H190ZM18 147V146H17ZM23 147H25V146H23ZM23 147H22V149H23ZM136 147V146H135ZM134 147V148H135ZM145 147H144V149H145ZM148 147V146H147ZM146 147V149L147 150H149V147L147 148ZM169 147V146H168ZM167 146H166V148H168ZM189 147V146H188ZM199 147V146H198ZM229 147V148H230ZM21 148V147H20ZM29 148V147H28ZM133 148V149H134ZM140 147H138L137 149H139ZM152 148V147H151ZM160 148V147H159ZM162 148V147H161ZM164 148H165V146H164ZM180 148V147H179ZM197 147H192L191 148V154L190 153H188L189 155L188 156H190L189 158L191 159V160H193L196 156H197V154L199 153L198 152V150L196 149ZM204 148V147H203ZM41 149V148H40ZM118 149V148H117ZM156 149V148H155ZM174 149H177V148H174ZM225 149V150H226ZM27 150V149H26ZM42 150V149H41ZM127 150V149H126ZM130 150H132V148L131 149H129V151ZM134 150H136V148L134 149ZM141 150H143L142 148H141ZM169 150V149H168ZM181 150V149H180ZM224 150V151H225ZM23 151V150H22ZM45 151V150H44ZM66 151V150H65ZM137 151V150H136ZM139 151V150H138ZM137 151V152H138ZM177 151V150H176ZM232 151V150H231ZM13 152V151H12ZM39 152V151H38ZM140 152V151H139ZM139 152H138V154H139ZM150 155H149V157L148 158H155V157H158V153L156 152V151H154L153 149H151L150 151ZM156 152V153H155ZM228 152V151H227ZM226 152V153H227ZM29 153V152H28ZM32 153V152H31ZM44 153V152H43ZM178 153V152H177ZM45 154H48V153H44V155ZM118 154V153H117ZM116 154V155H117ZM120 154V153H119ZM132 154H133V151H132ZM135 154V153H134ZM137 154V153H136ZM201 154H202V152H201ZM219 154V153H218ZM12 155H15V154H12ZM40 155V154H39ZM43 155V154H42ZM41 155V156H42ZM43 155V158L41 157V156H39V157H41L42 158V160L43 161H45V163L43 164V162H42V165H44V166H42L41 165V162H40V164L39 165H41L42 166V168L43 167H45V168H52L55 164H62L63 163V161H65V160H63V159H61L62 158V156H61V158L59 157V158H57V159H55V158H48V157H46V156H44ZM48 155H50V154H48ZM60 155H62V154H60ZM11 156V157H10ZM26 156V155H25ZM38 156V155H37ZM140 156V155H139ZM151 156V157H150ZM167 156H169L168 154H167ZM228 156V155H227ZM234 155H232V157H233ZM165 157V156H164ZM164 157H162V158H164ZM170 157V156H169ZM211 157V156H210ZM232 157H230L231 159H232ZM240 157V156H239ZM25 158V157H24ZM167 158V157H166ZM172 158V157H171ZM182 158V157H181ZM180 158V159H181ZM197 158V157H196ZM195 158V159H196ZM199 158H201V156L200 157H198V159ZM201 158V159H202ZM243 158V157H242ZM31 159V158H30ZM121 159V158H120ZM168 159V158H167ZM184 159V158H183ZM188 159V158H187ZM194 159V160H195ZM216 159V158H215ZM24 160V159H23ZM41 160V161H42ZM96 160V159H95ZM166 160V159H165ZM212 160H213V157H212ZM226 160V159H225ZM67 161V160H66ZM97 161V160H96ZM242 161V160H241ZM261 161H263V159L261 160ZM74 162V161H73ZM123 162V161H122ZM145 162H147V161H145ZM199 162V161H198ZM227 162V161H226ZM264 162V161H263ZM262 162V163H263ZM23 163V162H22ZM21 162H20V164H22ZM207 163V162H206ZM211 164H213L212 162H210ZM11 164V165H12ZM35 164V163H34ZM72 164V163H71ZM78 164V163H77ZM88 164V165H89ZM150 164H151V162H150ZM185 164V163H184ZM4 165H6V166H4ZM10 165V164H9ZM13 165V166H14ZM39 165H37V167L39 166ZM65 165V164H64ZM82 165V164H81ZM128 165V164H127ZM191 165V164H190ZM264 165V164H263ZM18 166V165H17ZM40 166V167H41ZM58 166V165H57ZM79 166H80V164H79ZM85 166H86V164H85ZM116 166V165H115ZM111 162L110 163H103V164H101L100 166H98L97 168H96V170H94L95 172L94 173H98V177H100V179L101 178H103V179H105L106 180V183H107V181H108V183H107V185L106 186H103L104 187V189L105 190H107V192H109L110 191V193H112V195H111V199H109L108 200V202H105L107 205H110V206H112L113 207V209L115 210V211H117L118 213H120L121 214V216H122V225L120 226L121 227V231H127L128 230V228L130 227V226H132V227H134V226H136V227H139L140 228V226L142 227V225L143 224H145L146 222V220L147 219H149L150 217H155L156 219H154V220H156L155 221V225H157L158 226V228L160 227V228H162V227H164V224L166 225V221H167V219L168 218H174V220H175V218H176V221H177V223H179L180 222V220H184L185 221V219H184V213H183V211H185V209L183 208V206L182 207H180V210L182 211V212H179V210H176L179 206H180V204H181V201H180V196H181V194H182V191H184V188H183V190H181L180 189V187L178 188V189H176V195H173V194H171V193H168V194H165V195H167V196H165V195H163L161 198H159V199H161V200H159L158 202H155V203H152V201H151V195H150V191L148 190V187L147 188H141L140 190H136V194H137V196H136V194L134 193H131V192H129L128 191V189H129V187H134V183H135V181H134V178H132V175H134V177H136L137 175H135V174H132V173H127V172H124V169H122L123 171H120V169L118 170L116 167H115ZM130 166V165H129ZM149 166V165H148ZM151 166V165H150ZM193 166V165H192ZM215 166V165H214ZM217 166H219V165H217ZM225 166V165H224ZM87 167V166H86ZM121 167H122V165H121ZM34 168H36V167H34ZM39 168V167H38ZM89 168H87V169H89ZM94 168V169H93ZM148 168V167H147ZM37 169V168H36ZM35 169V170H36ZM89 169V171H91ZM34 170V169H33ZM32 170V171H33ZM42 170V169H41ZM70 170V169H69ZM127 170V169H126ZM125 170V171H126ZM71 171V170H70ZM140 171V170H139ZM227 171V170H226ZM229 172H231L232 170H228ZM3 172V173H4ZM9 172V171H8ZM91 172V173H92ZM203 172V171H202ZM134 173V172H133ZM131 174V175H130ZM136 174H137V172H136ZM139 174H140V172H139ZM205 174V173H204ZM243 174V173H242ZM92 175H93V173H92ZM92 175H90V178H92L91 176ZM221 175H222V173H221ZM94 176H96V175H94ZM98 177H95V178H98ZM226 177V176H225ZM94 178V181L96 180ZM166 178V177H165ZM193 178V177H192ZM222 178V177H221ZM103 179H101L102 180V182H103ZM207 179V178H206ZM211 179H213V178H211ZM211 179H209V180H211ZM260 180H258L257 182H255L253 185H250L248 188H247V191L245 192L246 194H243V195H245L244 197H242V198H244V199H246V203H247V201H248V205H249V207L251 208V210H252V208L254 209V207L253 206H255V204H257L258 203V205H259V202L260 203H264V176H260V178H259ZM23 182L22 181H20V182H22L21 183V185L23 184V186H26V185H28L29 183H30V181L32 180H30L28 177H24L23 179ZM92 180V179H91ZM104 180V181H105ZM178 178H177V176L176 175H170V176H168L167 177V179L165 180H163V181H161V182H159L160 183V186L162 185H165L166 183L167 184H169V183H171V184H169L170 186H172V185H174V186H177L178 185ZM203 180H204V178H203ZM208 180V179H207ZM206 180V181H207ZM90 181V180H89ZM100 181V180H99ZM133 181H134V183H133ZM167 181V182H166ZM28 182V183H27ZM32 182H34V181H32ZM39 182V181H38ZM169 182V183H168ZM225 182V181H224ZM25 183H27L26 185H25ZM54 183L55 182H53L51 179H46V181L44 182V183H42V184H40L39 185V190H38V197H41V195L42 196H44V194L45 193H47V191L48 192H51L53 189H54V192H52L53 194L54 193H56V192H58V190H59V188L58 187H53V185H54ZM91 183H92V181H91ZM104 183V182H103ZM105 183V184H106ZM192 183V182H191ZM156 184V183H155ZM177 184V185H176ZM33 185H35L34 183H33ZM101 185V184H100ZM152 185H153V182H152ZM151 185V186H152ZM226 185V184H225ZM90 186V185H89ZM150 186V187H151ZM196 186L197 185H194V183L193 184H191L189 187H187L188 188V190L189 191H191V192H193L194 193V191L195 192H197V190H199V189H197L196 188ZM10 187H12V189H13V186H10ZM103 187H102V189H103ZM139 187V186H138ZM158 187H159V185H158ZM21 188H22V186H21ZM25 188V187H24ZM30 188V187H29ZM32 188V187H31ZM108 188H110V190H108ZM161 188V187H160ZM14 189H15V186H14ZM18 189H19V187H18ZM23 190H25V189H22V191ZM29 190V189H28ZM51 190V191H50ZM101 190V189H100ZM187 190V191H188ZM13 191V193H14V190H12ZM25 191H27V190H25ZM24 191V192H25ZM149 191V192H148ZM172 192H173V190H171ZM170 191V192H171ZM19 192V191H18ZM18 192H17V189H16V195L18 196ZM21 192V191H20ZM28 192V191H27ZM32 193V190H30L29 191V194H31ZM198 196H199V199L197 200V201H200V203H203L202 205H205V203L208 201V200H213V199H211V194L210 193H207V192H199L198 191ZM1 194V193H0ZM21 195L23 194L22 192L20 193ZM2 195L3 194H1L0 195V199H1V197H2ZM15 195V198L17 197ZM20 195V196H21ZM32 195V194H31ZM133 195L135 196V197H133ZM173 195V196H172ZM182 195H184V193L182 194ZM187 195V194H186ZM242 195V196H243ZM20 196H18V197H20ZM152 196H153V194H152ZM195 196V195H194ZM23 197V196H22ZM21 197V198H22ZM26 197H27V195H26ZM167 197V198H166ZM15 198L12 200V207L14 206V205H16V204H18V203H20L19 201H16V200H19V199H17L16 198V200H15ZM31 198V197H30ZM37 198V197H36ZM44 198V197H43ZM135 198H142L144 201H146V202H144L145 204L146 203H148L147 205H145L144 206V208H140V209H138V206H137V208H135L134 207V209L133 208H131L130 207V205H132L130 202L131 201H135ZM186 198V197H185ZM198 198V197H197ZM241 198V197H240ZM6 199V198H5ZM54 199V198H53ZM95 199L96 198H93V201H92V203H94L95 202ZM153 199V198H152ZM189 199V198H188ZM3 201H4V199H2ZM21 200H23V199H21ZM30 200V199H29ZM34 200V199H33ZM37 200V199H36ZM90 200H92V198L90 199ZM137 200H139V199H137ZM215 200V199H214ZM6 201V200H5ZM47 201V203H48V201H49V199L48 200H46ZM51 201V200H50ZM53 202H54V205H55V207L58 205L56 202L58 201V199H57V201L55 202L54 200H52ZM194 201H196V200H194ZM4 203V202H3ZM6 203V202H5ZM129 203H130V205H129ZM152 203V204H151ZM184 203V202H183ZM192 203V202H191ZM57 204V205H56ZM142 204V203H141ZM150 204V205H149ZM187 204V203H186ZM189 204V203H188ZM198 204V203H197ZM208 204V203H207ZM206 204V205H207ZM19 205V204H18ZM50 205V204H49ZM61 205V204H60ZM64 205V204H63ZM100 205V204H99ZM193 205V204H192ZM213 205H216V206H218V207H221V205H222V207H223V204H222V202L221 201H215V202H213L212 204H211V208H217V207H214ZM262 206H263V204H261ZM11 206V205H10ZM17 206V205H16ZM15 206V207H16ZM176 206H177V208H176ZM208 206H210V203H209V205ZM233 206V205H232ZM262 206H260V207H262ZM21 207V206H20ZM184 207H185V205H184ZM188 207V206H187ZM190 207V206H189ZM264 207V206H263ZM262 207V208H263ZM11 208V207H10ZM53 208V207H52ZM174 208H176L175 209V211H174ZM232 208V207H231ZM235 208V207H234ZM257 208V207H256ZM37 209V208H36ZM41 209V208H40ZM39 209V210H40ZM220 209V208H219ZM229 209V208H228ZM9 210H11V209H9ZM48 210H50L49 209V207L47 206V207H45L44 209H41L39 212H38V214H36L35 215V213H33V215H31V212H29L28 213V215H24L23 213V217H19V218H14V217H12V220L14 221V223L15 224H17V226L18 225H24L25 227H26V225L25 224H27V226H31L32 227V229H33V231H36L37 232V234H39V232L40 231H43V229L45 230H47L49 227H51L52 226V228H55V224H52V223H54V222H59L61 219H64L65 217L63 216V214H62V212L59 214V216L56 218V220L54 219H52L51 220V218H49V217H47V216H45V214H46V212L48 211ZM211 210H213V209H211ZM224 210V209H223ZM250 210V211H251ZM261 210V209H260ZM24 211V210H23ZM26 211V210H25ZM28 211V210H27ZM52 211H53V209H52ZM178 211V212H177ZM196 211V210H195ZM194 211V212H195ZM232 211V210H231ZM230 211V212H231ZM6 213L5 214H8V210H6L5 211ZM12 212H13V210H12ZM177 212V213H176ZM187 212V211H186ZM212 212V211H211ZM254 212V211H253ZM263 213H264V211H262ZM18 213V212H17ZM27 212H25V214H26ZM189 213H190V210H189ZM226 213V212H225ZM15 215H16V213H14ZM21 214V213H20ZM194 214V213H193ZM222 214H224V213H222ZM232 214V213H231ZM31 215V216H30ZM186 215H188V213L186 214ZM215 215H217V217H218V219L220 218V213H217V214H215ZM230 215V214H229ZM258 215V214H257ZM257 215H256V218H257V223H259V222H262V221H264V216L262 215V214H260L261 216H260V219H259V217H257ZM14 216V215H13ZM17 216V215H16ZM20 216H22V215H20ZM39 216H42V217H44V218H42V219H44V220H40L39 218ZM187 217V216H186ZM224 217V216H223ZM255 216L253 215V213L252 212H247L246 214H243L241 217H239L238 219H235L236 221H234V222H236V225H234L235 227H234V229H233V231H232V233L234 234V236H236V237H238V239L239 238H241V240H243L244 239V241H245V239L247 240V238H251V236H253V234H257V233H259L258 232V230L259 229H261V228H259L258 226L257 227H253V226H251L250 224H251V222L252 221H254V219H256V218H254ZM189 218V217H188ZM178 219V220H177ZM187 219V218H186ZM225 219V218H224ZM66 219H64V221H65ZM172 221L173 223L175 222V221ZM63 221V220H62ZM64 221H63V223L62 224H64ZM66 221H69V220H66ZM170 221V220H169ZM179 221V222H178ZM220 221H222V220H220L219 219V222ZM71 222V221H70ZM218 222V223H219ZM223 222V221H222ZM66 223H68V222H66ZM164 223V224H163ZM168 223V222H167ZM170 223V222H169ZM255 223V222H254ZM58 224V223H57ZM57 224H56V228H57ZM60 224V223H59ZM58 224V225H59ZM181 224V223H180ZM229 224H230V222H229ZM232 225V224H231ZM16 226V225H15ZM65 226H66V224H65ZM68 226H69V224L66 226L67 228H68ZM144 226V225H143ZM210 226V225H209ZM214 226V225H213ZM220 226V225H219ZM256 226V225H255ZM20 227V226H19ZM25 227H23V228H25ZM59 228L60 227H63L62 225H60V226H58ZM190 227L192 228V226H190V224L189 225H186L185 227H184V231L185 232H182V233H184L185 235V237H186V235H187V237L189 236V234H190V232H192V230H190ZM211 227V226H210ZM223 227H224V225H223ZM226 227V226H225ZM232 227V226H231ZM262 227V226H261ZM28 228V227H27ZM58 228V229H59ZM67 228H66V230H67ZM131 228V227H130ZM198 228V227H197ZM213 228V227H212ZM227 228V227H226ZM225 228V229H226ZM257 228H259V229H257ZM3 229V228H2ZM29 229H31V228H29ZM31 229V230H32ZM51 229V228H50ZM71 229V228H70ZM131 229H133V228H131ZM202 228H200L199 230H201ZM221 229H222V227H221ZM66 230H65V232H66ZM223 230H224V228H223ZM0 231H1V228H0ZM62 231V230H61ZM133 231V230H132ZM136 231H138V230H136ZM218 231V230H217ZM220 231V230H219ZM16 232V231H15ZM27 232V231H26ZM63 232H64V230H63ZM127 232H130L129 230L127 231ZM127 232H124L125 233V235H124V237L126 238V240H128V241H131L133 244H136L137 246H139L142 250H144V251H146V252H150V251H152L153 250V248L155 247V240L152 238V237H150V238H147V237H141V236H138V234H137V237H136V235L135 236H132V235H134V234H132V235H130V234H128ZM134 232V231H133ZM140 232V231H139ZM207 232V231H206ZM205 232V233H206ZM208 232H210V231H208ZM228 232V231H227ZM13 233V232H12ZM17 233V232H16ZM29 233V232H28ZM32 233V232H31ZM113 233H114V235H115V231H113ZM120 233V232H119ZM198 233V232H197ZM201 233V232H200ZM203 233V232H202ZM8 234H10V233H8ZM217 234V233H216ZM220 234V233H219ZM229 234V233H228ZM7 235V234H6ZM12 235H15V234H12ZM21 235V234H20ZM113 235V236H114ZM146 235V234H145ZM181 235H183V234H181ZM181 235H178L179 237L181 236ZM199 235V234H198ZM261 235V234H260ZM9 236V235H8ZM7 236V237H8ZM29 236V235H28ZM35 236H37V235H35ZM68 236V235H67ZM112 236V237H113ZM203 236V235H202ZM208 236V235H207ZM230 236V235H229ZM4 237H6V236H4ZM4 237H2V238H4ZM6 237V238H7ZM111 237V236H110ZM253 237H255V236H253ZM0 238H1V236H0ZM19 238V237H18ZM20 238H21V236H20ZM36 238V237H35ZM47 238V237H46ZM70 238V237H69ZM237 239V240H238ZM253 239V238H252ZM251 239V240H252ZM39 240H41V239H39ZM39 240H37V246H39V248L38 249H40V253H41V255H43V258L44 257H50V256H52V257H50V258H54V256H53V251L50 249V247L49 246H47V244L45 245V241H47V240H45L44 239V241H43V239H42V241H39ZM66 240V239H65ZM195 240V239H194ZM240 240V239H239ZM250 240V239H249ZM254 240V239H253ZM2 241V240H1ZM66 241H68V240H66ZM70 241V240H69ZM159 241V240H158ZM235 241H236V239H235ZM244 241H243V243H244ZM256 241V240H255ZM73 242V241H72ZM77 242V241H76ZM194 242V241H193ZM248 242H250V241H248ZM240 244V243H239ZM17 245H19V246H17ZM22 245H23V242L21 241V243H18L17 241L16 242H14V241H12L11 239H5V240H3L2 241V243H1V245H0V262H2L3 264L6 262L5 260H8V257L13 253V252H15L16 250L17 251H19L18 249H20V248H22ZM83 245V244H82ZM246 245V244H245ZM251 245V244H250ZM253 245V244H252ZM209 245H207V247H208ZM211 246V245H210ZM210 246H209V249H210ZM262 246V245H261ZM212 247H213V245H212ZM245 247V246H244ZM27 248V247H26ZM188 248V247H187ZM223 247L222 246H220V248L219 247H217L216 246V249H222ZM260 248V247H259ZM38 249H36V250H38ZM211 249H213V248H211ZM255 249V248H254ZM21 250V249H20ZM219 250V251H220ZM12 252V253H11ZM33 252V251H32ZM187 252V251H186ZM188 252H189V254H191L190 256H192V254L194 255V256H197V258H199L200 256H201V254H200V249H199V247H198V245H195V243H193L192 245H190L189 246V250H188ZM23 253V252H22ZM55 253V252H54ZM166 253H168V255H174V257L175 256H177L179 253H177V251L176 250H174V249H172V248H170L169 250L167 249V251H166ZM15 254H16V256H14V257H17V254H19L18 252H15ZM14 254V255H15ZM161 254V253H160ZM162 254L164 255V252H162ZM9 255V256H8ZM148 255V254H147ZM163 255H162V257H163ZM166 255V254H165ZM19 256H20V254H19ZM58 256V255H57ZM14 257H13V260H11L12 259V256L10 257L11 259V261H14ZM41 257V256H40ZM161 257V258H162ZM166 257H168V256H165V257H163V258H166ZM170 257V256H169ZM172 257V256H171ZM178 257H179V255H178ZM19 258V257H18ZM97 258H100L99 257V254H98V256H94L93 257V259L94 260H96ZM159 258V257H158ZM190 258H192V257H190ZM194 258V257H193ZM192 258V259H193ZM253 258V257H252ZM45 259H47V258H45ZM55 259V258H54ZM60 259V258H59ZM92 259V260H93ZM151 258H149V256H142V258L140 257V259H139V261L138 262H142V260L143 261H147V260H149L150 262H154L155 263V261L153 260H150ZM153 259V258H152ZM245 259V258H244ZM10 260H8L9 262H10ZM43 260V259H42ZM48 260V259H47ZM50 260H52V259H50ZM58 260V259H57ZM159 260H161V259H159ZM163 260V259H162ZM190 260V259H189ZM196 260V259H195ZM3 261H5V262H3ZM7 261V262H8ZM16 261V260H15ZM98 261V260H97ZM157 261H158V259H157ZM6 262V263H7ZM18 262V261H17ZM16 262V263H17ZM44 262V261H43ZM43 262H41V261H38V260H36V261H30V259H29V262H27V264H43ZM56 262V261H55ZM58 262V261H57ZM208 262V263H207ZM209 262H211L209 259H204V263L201 261V263L202 264H211V263H209ZM5 263V264H6ZM20 263V262H19ZM1 264V263H0ZM13 264V263H12ZM47 264V263H46ZM139 264V263H138ZM150 264H152V263H150Z\"/></svg>",
	"mask_w": 264,
	"mask_h": 264
}]
</instances>
